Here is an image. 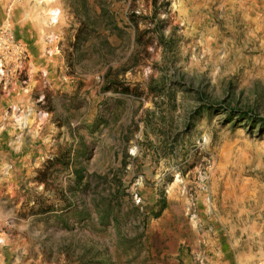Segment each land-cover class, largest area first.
Listing matches in <instances>:
<instances>
[{"label":"rangeland","instance_id":"1","mask_svg":"<svg viewBox=\"0 0 264 264\" xmlns=\"http://www.w3.org/2000/svg\"><path fill=\"white\" fill-rule=\"evenodd\" d=\"M0 264H264V0H0Z\"/></svg>","mask_w":264,"mask_h":264},{"label":"bare ground","instance_id":"2","mask_svg":"<svg viewBox=\"0 0 264 264\" xmlns=\"http://www.w3.org/2000/svg\"><path fill=\"white\" fill-rule=\"evenodd\" d=\"M44 1V0H42ZM48 1V0H45V2ZM51 14L53 15V19H55V16H59L60 14V11L58 9H51Z\"/></svg>","mask_w":264,"mask_h":264},{"label":"trees","instance_id":"3","mask_svg":"<svg viewBox=\"0 0 264 264\" xmlns=\"http://www.w3.org/2000/svg\"><path fill=\"white\" fill-rule=\"evenodd\" d=\"M153 2L156 4L157 3V0H153ZM123 90H125L127 92L130 91L128 87L127 88H124Z\"/></svg>","mask_w":264,"mask_h":264}]
</instances>
